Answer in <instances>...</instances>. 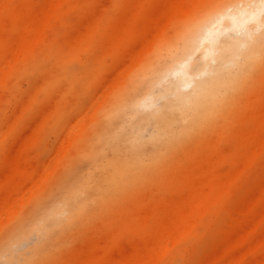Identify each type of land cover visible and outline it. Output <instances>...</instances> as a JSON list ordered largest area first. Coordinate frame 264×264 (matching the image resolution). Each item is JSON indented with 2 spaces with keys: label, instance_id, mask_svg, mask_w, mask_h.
I'll return each mask as SVG.
<instances>
[{
  "label": "bare ground",
  "instance_id": "obj_1",
  "mask_svg": "<svg viewBox=\"0 0 264 264\" xmlns=\"http://www.w3.org/2000/svg\"><path fill=\"white\" fill-rule=\"evenodd\" d=\"M32 1L0 0V110L16 75L33 82L0 122V264H264V185L234 202L262 168L264 0H108L70 39L59 23L84 0ZM223 230L201 263V235Z\"/></svg>",
  "mask_w": 264,
  "mask_h": 264
},
{
  "label": "rangeland",
  "instance_id": "obj_2",
  "mask_svg": "<svg viewBox=\"0 0 264 264\" xmlns=\"http://www.w3.org/2000/svg\"><path fill=\"white\" fill-rule=\"evenodd\" d=\"M36 2V5H42L44 0H34ZM32 1V2H34ZM128 1V0H127ZM126 1L124 6H120L117 10V13H115L113 16H111V20H116L124 11L126 5L128 4ZM81 2H78L79 4ZM85 5V11L82 13H74L72 10L70 14L66 15L65 18L62 19V22L59 23V27L63 31L62 37L63 39H70L76 34L77 29H84L85 24L87 21L94 20L97 15L99 14V11L102 7H105L108 5V0H84ZM84 56H81V62H84L85 60ZM106 66L110 69L112 66V62L108 59L105 61ZM32 80L29 79L24 74H18L11 80V87L12 92L9 97H7L6 101L4 102L3 106L0 110V122L2 123V132L7 131L9 126L14 122V120L19 116L21 113V110L24 108V105L26 104V99L24 98L25 95H27V92L30 90L32 85ZM107 84V80L102 79L99 82V86H92L89 99L92 101L94 100L98 94L102 93V90ZM65 85H62L60 87L59 92L55 93L52 97V101L56 100V98H59V95L65 92ZM52 104V102H51ZM44 105L42 109H40V114H45L48 109L51 108V105ZM33 114H30V117H32ZM40 117V116H39ZM38 117V118H39ZM37 117L36 119L30 118L25 126L19 128L17 131L22 133V135H26L29 133V131L32 129V127L37 125V121L39 120ZM27 120V119H26ZM60 127V126H59ZM57 127L54 123H50L48 128L46 129V132L44 134V141L42 143V147L40 149L41 154L45 161H49L55 151L57 142L59 141L62 133H63V127ZM5 133V132H4ZM6 149L10 150L13 148V141L8 138L6 140ZM229 147L232 149L233 154L236 155V147L233 146L231 143L228 144ZM235 157V156H234ZM237 159L235 158L229 168H233L235 166V163L237 164ZM260 163H262L261 170L254 174L249 180H246L243 183H240L237 189V193L235 195L234 202L236 203L237 208H244L245 206L249 205L253 199L257 196V194L260 191V187L264 185V154L261 157ZM255 169L253 170V173ZM261 238V236H259ZM199 244L197 245V249L201 251V254L203 253V250L205 251V254L201 255L199 257V261L201 263H207L208 260H211L213 257H217L221 252L227 247L228 243V236L225 234L224 230L223 232H214L210 237L205 234V232L201 235L200 240L198 241ZM28 246H24L23 249L26 250ZM125 252H128L127 246H125ZM186 250V259L188 260L190 258V252L191 247L187 246L185 248ZM261 257V256H260ZM259 257V258H260ZM258 258V259H259ZM2 262L5 264H14L12 261V258L9 253H7L3 258Z\"/></svg>",
  "mask_w": 264,
  "mask_h": 264
}]
</instances>
